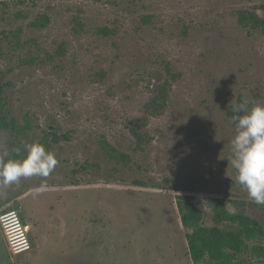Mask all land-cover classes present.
Wrapping results in <instances>:
<instances>
[{
	"label": "rangeland",
	"instance_id": "1",
	"mask_svg": "<svg viewBox=\"0 0 264 264\" xmlns=\"http://www.w3.org/2000/svg\"><path fill=\"white\" fill-rule=\"evenodd\" d=\"M241 10L264 18V0H0V83L27 128L0 129V156L23 159L21 141L39 142L59 161L0 186V219L17 212L32 246L15 255L0 221V264H194L178 196L208 227L215 199L264 229V205L228 161L231 102L264 104V31L240 26ZM166 81L165 107L148 115L152 143L137 152L128 123ZM249 244L231 264H264V236Z\"/></svg>",
	"mask_w": 264,
	"mask_h": 264
},
{
	"label": "trees",
	"instance_id": "2",
	"mask_svg": "<svg viewBox=\"0 0 264 264\" xmlns=\"http://www.w3.org/2000/svg\"><path fill=\"white\" fill-rule=\"evenodd\" d=\"M99 3L107 0H91ZM46 17L37 21L34 26H45ZM238 23L240 26L256 31H264V18L258 12L239 11ZM73 30L81 33L83 23L80 19L74 22ZM172 82L166 81L157 89L153 99L147 104V116L132 119L128 129L135 139L137 152L146 153L152 143V137L146 130L149 123L148 115H155L165 107L167 95L172 87ZM5 87L0 83V129L23 134L27 131L24 125L19 124L16 117L10 112L4 97ZM232 108V106H231ZM229 111L230 118L233 113ZM232 121V120H231ZM106 155L112 160L127 163L128 157L118 152L110 145H104ZM181 224L188 231L186 238L189 246V256L194 264H231L239 255L250 249L249 242L256 241L264 236V229L258 220L244 212H231L219 200L208 199V204L213 212L215 226L208 227L204 224L203 212L189 201L187 197L178 196ZM227 223L229 229H221L219 225Z\"/></svg>",
	"mask_w": 264,
	"mask_h": 264
},
{
	"label": "clouds",
	"instance_id": "3",
	"mask_svg": "<svg viewBox=\"0 0 264 264\" xmlns=\"http://www.w3.org/2000/svg\"><path fill=\"white\" fill-rule=\"evenodd\" d=\"M231 120L235 125V136L231 140L229 165L236 170L235 182L248 193V198L257 205H264V104L252 107L244 102H231ZM27 155L23 159H4L0 156V186L18 184L21 179L33 176L47 177L59 161L54 152L39 143L21 141ZM21 147L12 151L19 156ZM227 206V204H226Z\"/></svg>",
	"mask_w": 264,
	"mask_h": 264
},
{
	"label": "built area",
	"instance_id": "4",
	"mask_svg": "<svg viewBox=\"0 0 264 264\" xmlns=\"http://www.w3.org/2000/svg\"><path fill=\"white\" fill-rule=\"evenodd\" d=\"M12 252L20 255L32 250L29 239L31 227L22 222L17 212H8L0 219Z\"/></svg>",
	"mask_w": 264,
	"mask_h": 264
}]
</instances>
